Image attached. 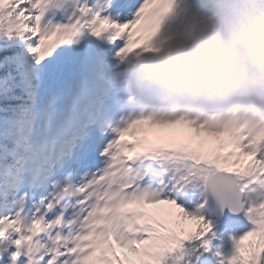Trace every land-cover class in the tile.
Segmentation results:
<instances>
[{
    "label": "snow or ice",
    "instance_id": "obj_1",
    "mask_svg": "<svg viewBox=\"0 0 264 264\" xmlns=\"http://www.w3.org/2000/svg\"><path fill=\"white\" fill-rule=\"evenodd\" d=\"M173 4L0 0V264H264V126L112 102Z\"/></svg>",
    "mask_w": 264,
    "mask_h": 264
},
{
    "label": "clouds",
    "instance_id": "obj_2",
    "mask_svg": "<svg viewBox=\"0 0 264 264\" xmlns=\"http://www.w3.org/2000/svg\"><path fill=\"white\" fill-rule=\"evenodd\" d=\"M154 47L108 69L122 113L264 126V0H174Z\"/></svg>",
    "mask_w": 264,
    "mask_h": 264
},
{
    "label": "rangeland",
    "instance_id": "obj_3",
    "mask_svg": "<svg viewBox=\"0 0 264 264\" xmlns=\"http://www.w3.org/2000/svg\"><path fill=\"white\" fill-rule=\"evenodd\" d=\"M243 234L242 232H240V235ZM226 242V241H225ZM223 242L222 246H223V253L227 254L228 251H230V249H228V245Z\"/></svg>",
    "mask_w": 264,
    "mask_h": 264
}]
</instances>
